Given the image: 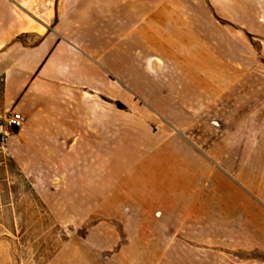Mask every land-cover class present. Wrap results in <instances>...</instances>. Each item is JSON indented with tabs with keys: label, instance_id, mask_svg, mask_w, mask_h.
I'll list each match as a JSON object with an SVG mask.
<instances>
[{
	"label": "crops",
	"instance_id": "1",
	"mask_svg": "<svg viewBox=\"0 0 264 264\" xmlns=\"http://www.w3.org/2000/svg\"><path fill=\"white\" fill-rule=\"evenodd\" d=\"M246 1L0 0V111L22 118L0 124V172L55 224L89 225L47 264H183L200 124L251 88L217 19L249 17Z\"/></svg>",
	"mask_w": 264,
	"mask_h": 264
},
{
	"label": "rangeland",
	"instance_id": "2",
	"mask_svg": "<svg viewBox=\"0 0 264 264\" xmlns=\"http://www.w3.org/2000/svg\"><path fill=\"white\" fill-rule=\"evenodd\" d=\"M257 2H243L249 17L217 18L236 30V67L243 57L250 60L251 88L240 100L225 98L210 114L211 126L200 124L205 170L189 182L198 184L201 204L186 218L189 238L196 239L186 242L183 264L264 263V37L254 34L264 33V16L254 15L262 11ZM88 227L55 224L19 172H0V264H47L66 240H80Z\"/></svg>",
	"mask_w": 264,
	"mask_h": 264
},
{
	"label": "built area",
	"instance_id": "3",
	"mask_svg": "<svg viewBox=\"0 0 264 264\" xmlns=\"http://www.w3.org/2000/svg\"><path fill=\"white\" fill-rule=\"evenodd\" d=\"M0 119L3 127L8 131L18 130L22 125V118L13 112L5 113Z\"/></svg>",
	"mask_w": 264,
	"mask_h": 264
},
{
	"label": "trees",
	"instance_id": "4",
	"mask_svg": "<svg viewBox=\"0 0 264 264\" xmlns=\"http://www.w3.org/2000/svg\"><path fill=\"white\" fill-rule=\"evenodd\" d=\"M117 106H118L119 108H122V106H121V105H119V104H117ZM13 131H15V130H13Z\"/></svg>",
	"mask_w": 264,
	"mask_h": 264
}]
</instances>
